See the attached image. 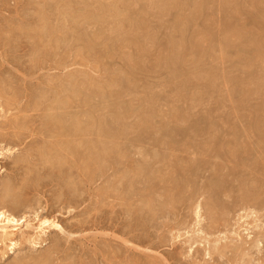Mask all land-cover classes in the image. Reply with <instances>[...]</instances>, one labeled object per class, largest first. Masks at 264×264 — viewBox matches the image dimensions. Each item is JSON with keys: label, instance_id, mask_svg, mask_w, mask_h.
Here are the masks:
<instances>
[{"label": "rangeland", "instance_id": "obj_1", "mask_svg": "<svg viewBox=\"0 0 264 264\" xmlns=\"http://www.w3.org/2000/svg\"><path fill=\"white\" fill-rule=\"evenodd\" d=\"M0 211V264H264V0H0Z\"/></svg>", "mask_w": 264, "mask_h": 264}, {"label": "bare ground", "instance_id": "obj_2", "mask_svg": "<svg viewBox=\"0 0 264 264\" xmlns=\"http://www.w3.org/2000/svg\"><path fill=\"white\" fill-rule=\"evenodd\" d=\"M149 1V0H148ZM159 1V0H158ZM176 1V0H175ZM82 2V1H81ZM147 3V2H146ZM167 6V5H166ZM164 8H165V6H164ZM155 11V10H154ZM159 13V12H158ZM113 22V21H112ZM114 23H116V22H114ZM124 25V24H123ZM139 30V29H138ZM129 33V32H128ZM143 47V46H142ZM126 52V51H125ZM175 54V53H174ZM127 59V58H126ZM139 63V62H138ZM208 71V70H207ZM209 75V74H208ZM207 78V77H206ZM85 87V86H84ZM83 87V88H84ZM227 89V88H226ZM67 91V90H66ZM130 92V91H129ZM230 95V94H229ZM227 101V100H226ZM56 108V107H55ZM120 121V120H119ZM80 135H81V133H80ZM81 137V136H80ZM82 138V137H81ZM81 138H80V140H81ZM53 154V153H52ZM82 156V155H81ZM18 221V219H16L13 215H11V214H6V212H4V211H0V234L1 235H9L10 233H12V231H10L9 230V228H14L15 226H16V224H13V223H15V222H17ZM50 223L49 221H42L40 224H39V226H38V228H39V230H42L43 228H44V224H46V223ZM10 223H12V224H10ZM51 224L52 225H55L56 227H59V225L57 224V222H55V221H51ZM51 224H50V226H51ZM60 228V227H59ZM61 230V229H60ZM6 238V237H5Z\"/></svg>", "mask_w": 264, "mask_h": 264}]
</instances>
